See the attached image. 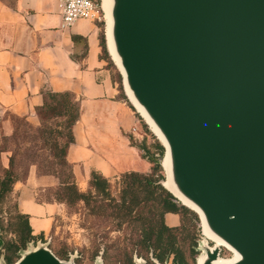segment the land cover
Wrapping results in <instances>:
<instances>
[{"label": "water", "instance_id": "95a60500", "mask_svg": "<svg viewBox=\"0 0 264 264\" xmlns=\"http://www.w3.org/2000/svg\"><path fill=\"white\" fill-rule=\"evenodd\" d=\"M113 19L124 74L105 23L107 51L159 128L180 192L240 255L229 264H264V0H114ZM197 252L215 264L221 248ZM15 264L74 263L31 243Z\"/></svg>", "mask_w": 264, "mask_h": 264}, {"label": "crops", "instance_id": "0c3cea01", "mask_svg": "<svg viewBox=\"0 0 264 264\" xmlns=\"http://www.w3.org/2000/svg\"><path fill=\"white\" fill-rule=\"evenodd\" d=\"M60 22L58 0H0V140L12 137L16 120L33 129L39 126L37 110L45 94L68 93L80 109L66 157L75 181L88 188L92 172L108 181L130 172L147 174L148 162L130 143L143 139L144 126L113 81L107 47V56L102 54L103 22L82 20L66 31ZM103 31L105 36V27ZM1 156L7 167L12 153ZM55 180L38 175L36 166L30 165L13 186L11 199L27 216L34 237L45 239L52 217L61 210L57 202L38 200L41 192L56 186ZM164 220L169 228L180 225L175 214H166ZM0 264H5L2 259Z\"/></svg>", "mask_w": 264, "mask_h": 264}, {"label": "trees", "instance_id": "16d2710c", "mask_svg": "<svg viewBox=\"0 0 264 264\" xmlns=\"http://www.w3.org/2000/svg\"><path fill=\"white\" fill-rule=\"evenodd\" d=\"M99 25L102 27L100 46L102 54L106 57L104 25L103 23ZM109 67L113 71L116 70L113 81L123 93L121 76L110 59ZM37 116L39 126L34 130L36 134L33 138L34 149H37V144L40 142L42 148L49 153L55 163H53L54 169L48 167L45 171L52 172L51 174L41 172L40 165L35 160L31 161L30 165L36 166L38 175H51L58 179V186L55 188L58 199L55 201L68 207L83 204L86 208H90L91 214L116 220L119 228L125 224L137 225L134 229L135 240L126 245L123 250L119 249L116 262L135 264L134 259L137 258L155 260L158 264H167L169 261L171 264H195L194 256L198 253L194 234L197 232L198 217L188 208L179 205L176 199L159 184L163 180L160 174V162L145 142L137 148L143 152L142 158L153 164L152 175L136 172L121 175L120 193L118 198H114L109 181L92 172L88 181V190L82 193L75 183L72 166L66 160L68 148L74 143L72 129L80 116L78 104L68 93H47L42 107L37 110ZM21 124L29 126L24 120H16L12 137L0 140V154L6 152L5 144L8 143V139L17 140ZM2 141L4 146H1ZM154 149L159 157L164 155V148L160 143L157 142ZM15 163V155L12 153L8 168L0 167V233L2 238L0 259L5 264H15L20 259V253L25 251L29 244L44 240L43 235L32 236L28 218L18 212L15 202L9 211L10 220L15 222L9 224V229L15 239L7 241L3 238L6 227L1 219L2 209L12 200L13 186L19 180L15 171ZM55 167L59 168L60 174ZM169 213L179 216L180 225L177 228H169L165 224L164 217ZM52 253L61 261L68 259V257L61 258L53 251ZM98 256L99 251L94 254L95 258ZM100 257L103 264H115L109 262L108 250H104Z\"/></svg>", "mask_w": 264, "mask_h": 264}, {"label": "rangeland", "instance_id": "374dc122", "mask_svg": "<svg viewBox=\"0 0 264 264\" xmlns=\"http://www.w3.org/2000/svg\"><path fill=\"white\" fill-rule=\"evenodd\" d=\"M99 5L101 6V0H99ZM101 16L103 25L105 27L104 14L102 10ZM115 76L116 70L114 71V77ZM137 117L139 118L141 125L144 126L145 135L143 139L140 138L136 141L132 139L130 143L131 145H134V147L137 148V146H140L142 143L145 142L146 146L151 150V152L155 153V157H157L158 161L160 162V174L163 176V180L160 181L159 184L163 185L166 181V174L163 168L165 150L164 155L162 157H159V155L156 153V150L154 149V146L157 142L160 143V141L152 132L151 128H149V126L145 123L144 119L140 116V114L137 113ZM17 123L19 124V122ZM145 126L147 129L145 128ZM34 130L35 129L33 128L30 129L29 126L21 124L17 140L12 141L8 139V143L5 144L7 148L6 152L4 153L11 152L15 155V171L19 179H23L25 177L24 174L27 175L30 162L33 160H35L40 165V170L43 173H52L45 172L48 167L54 169L53 163H55V160L51 158L49 153L44 148H42L40 142H38L37 144V149H34L33 138L36 136ZM3 144L4 143L2 141L1 146H4ZM140 154L142 156L143 152L140 151ZM1 155L2 153L0 154V167L8 168V165L7 167L4 166L5 164ZM148 164L150 167L149 172L143 175L153 174V164H150L149 162ZM55 169L60 174L59 168L55 167ZM155 177H157V175ZM55 182V187L48 188L44 192H41V194L38 196L39 201L56 202L55 200L58 198L55 193V188L58 186V179H56ZM75 183L80 192H87L88 188H84V185H81V183H78L76 181ZM109 183L111 185L110 190L112 197L118 198L121 189V176H119V178L116 180L109 181ZM176 201L179 205L182 204L177 199ZM13 203L14 201L12 199L9 204L4 205L2 209L3 213L1 215L3 225L4 227H6V231L3 233V238L7 241L15 239L14 234H12L9 229V224L15 223L13 220H10L9 214V211L12 209ZM59 204L62 207L60 212L54 217H52V230L42 242L38 241L34 245L36 246L39 244H44L51 252H55L61 258L68 257L67 260H64L65 262H69L70 260H72L74 264H103L100 255L104 250H108L109 262L119 264L118 262H116V260L118 259L116 255L119 249L123 250L126 245H129L132 240H135L136 234L134 229L135 227H137V225L125 224L123 227L119 228L117 226L118 222L116 220L111 218L107 219L104 216L91 214L90 208H86L83 204H78L73 207H68L63 203ZM97 204H99V202H97ZM91 205H93V203ZM197 217V232H195L194 234L195 240L197 242V248L199 244H205L209 247L214 246V243L208 240L203 234V227L201 221L198 215ZM97 251H99V256L95 258L94 254ZM197 253L198 255L194 256L196 260L195 264L197 263V259L202 252ZM220 258L223 261H230L234 258V253L232 251H229L228 249L221 248ZM143 260L146 264H157L155 260ZM167 264H171V261H169Z\"/></svg>", "mask_w": 264, "mask_h": 264}, {"label": "bare ground", "instance_id": "6f19581e", "mask_svg": "<svg viewBox=\"0 0 264 264\" xmlns=\"http://www.w3.org/2000/svg\"><path fill=\"white\" fill-rule=\"evenodd\" d=\"M113 9H114V0H101V10L104 14V20L106 23V39H107V47L109 50V53L116 65V67L121 71L123 74L122 66H121V59L119 57V54L116 49L115 40H114V19H113ZM125 90L128 95V98L132 105L136 108V111L140 114V116L144 119V121L148 124V126L151 128L152 132L162 141L165 145L166 142L159 130V128L156 126L154 121L150 118V116L147 114L146 110L138 103V101L135 99L132 91L129 89L128 85L125 83ZM167 147V145H166ZM163 168L165 170L166 174V181L164 182V187L170 191L174 196L177 197V199L187 208L192 209L193 211H196L200 214L201 217V224L203 227V234L205 237L214 243V246L209 247L210 250H213L215 247L225 248L229 251H232L234 253V258L230 261H223L220 256L214 262L215 264H229L234 263L240 259V255L232 249L229 245H227L222 239H220L208 226L206 223V220L204 216L202 215L200 209L192 203L189 199H187L179 190L175 179L173 175V165L172 160L170 156L169 149L167 147L165 158L163 162ZM206 261L205 256L200 255L197 259V264H204ZM139 264H141V260H138Z\"/></svg>", "mask_w": 264, "mask_h": 264}, {"label": "built area", "instance_id": "2783aa9c", "mask_svg": "<svg viewBox=\"0 0 264 264\" xmlns=\"http://www.w3.org/2000/svg\"><path fill=\"white\" fill-rule=\"evenodd\" d=\"M61 16L60 29L68 30L78 21L101 22V6L99 0H58ZM133 136L137 137L136 128L132 129Z\"/></svg>", "mask_w": 264, "mask_h": 264}]
</instances>
